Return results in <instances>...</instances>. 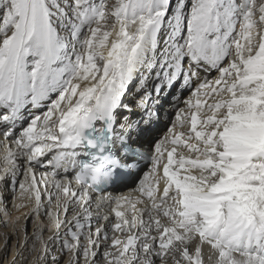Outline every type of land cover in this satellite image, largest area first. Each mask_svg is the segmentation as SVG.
Returning a JSON list of instances; mask_svg holds the SVG:
<instances>
[{
	"label": "snow or ice",
	"instance_id": "obj_1",
	"mask_svg": "<svg viewBox=\"0 0 264 264\" xmlns=\"http://www.w3.org/2000/svg\"><path fill=\"white\" fill-rule=\"evenodd\" d=\"M0 152L66 264H264V0H0Z\"/></svg>",
	"mask_w": 264,
	"mask_h": 264
},
{
	"label": "bare ground",
	"instance_id": "obj_2",
	"mask_svg": "<svg viewBox=\"0 0 264 264\" xmlns=\"http://www.w3.org/2000/svg\"><path fill=\"white\" fill-rule=\"evenodd\" d=\"M148 87L151 88V84H149ZM185 93H187V92L183 88H179V92L173 94L174 95L173 96V100H171L170 96H168V98L166 97V99H164L163 97L160 99L159 104L162 105V107L159 109L160 112H161V125H160L161 126V135L165 134V130H163L162 128L165 125L171 124L170 121L173 120V118H171V116H168L169 112L172 110V113L174 112L173 115H176L177 111L180 108L184 107V104L181 101L187 98L188 94L184 97ZM173 104L175 106H178V108L177 109H172V105ZM137 110H139V109H137ZM169 127H171V125ZM2 154L3 153L0 152V156H2ZM0 166H2V165H0ZM51 171H52L51 168H40V167H38L37 174L39 175L40 172H51ZM57 171H58V175L56 177L57 179H60V178H62L64 176H68V178H71L70 174L72 173V171L69 168H68V172L67 173H65L63 171V169H59ZM49 179H51V177H49ZM131 192H132V187L129 186V187H125V188H120L118 191H114L113 194L114 195H128ZM0 195H2L5 198L4 201L6 202V206H9L8 207V211L10 212V215L12 217L13 215H15L17 213L16 209L13 207V204H18L21 201H19L18 199H16L13 196V193H12L11 189L0 188ZM28 211H29V209H28ZM7 218H9V217L4 216L3 212L0 211V226L5 225V223L7 221ZM19 222L20 221H18V224H19ZM16 224L17 223L11 222L8 225L9 228H10V230H8V232L11 233V230L13 229V225L15 227ZM35 225H36L35 232H34V229H33L32 233L30 235L24 236V233H20V236H21L20 248H17L16 245H15V242H14L10 258L6 260L5 264H46V261L49 260V256H47L44 260H40L39 259V257L42 254L39 255L37 253H34V255L32 256L31 252L35 251L34 246H32V242H33L32 236L38 234V236H40L41 239H46L47 238V240H48V237L50 235H52V233L48 232L47 234H45L44 231H43V225L42 224H38V225L35 224ZM0 230H2V227H0ZM2 231H4V230H2ZM4 233H5L6 237L3 238V240H2V242L0 244V260L2 259L3 255L8 250V245H7L8 242H7V234H6L7 232H4ZM44 243H46V240H44L41 243V246ZM41 246H40V248H41ZM49 249H50V252H52L51 247H49ZM54 252L57 254V250L53 251V253ZM69 255H68V259H69ZM58 258H59V255L56 256V259H58ZM29 260H30V262H29ZM61 261L62 260H59L58 264H60ZM50 264H52V263H50Z\"/></svg>",
	"mask_w": 264,
	"mask_h": 264
},
{
	"label": "rangeland",
	"instance_id": "obj_3",
	"mask_svg": "<svg viewBox=\"0 0 264 264\" xmlns=\"http://www.w3.org/2000/svg\"><path fill=\"white\" fill-rule=\"evenodd\" d=\"M150 89V88H149ZM188 93H185L184 94V97L187 95ZM12 198V197H11ZM3 204L6 205V202L3 201ZM9 206H7L8 208ZM24 212H27L28 209H24L22 210ZM9 212V211H8ZM10 213V212H9ZM8 217V216H6ZM17 217H20V212H17L15 215H13L11 217V221H9V218H7V221L5 223V225L3 226H0L2 227V230H0V244L3 240V238H5V233L4 232H7V245H8V250L7 252L3 255L2 259L0 260V264H5L6 263V260L10 258V255L12 253V249H13V244L15 242V245L17 248H20V242H21V236H20V233H24V236H27V235H30L34 229V232H35V228H36V225L35 224H42L43 225V231L45 234H47L49 231L47 230V225L49 223V219L47 216L41 214V216L39 217V219H36L34 217H31V216H23L19 219V224L16 220ZM41 221H43V223H41ZM13 222V223H17L14 227L13 225V229L11 230V233L8 232V230H10L9 228V224ZM19 233V234H18ZM32 239H33V242H32V246H34L35 248V251L34 252H31L32 256L34 255V253H37L39 255L42 254L41 252V243L46 240V243H48V247H51V250L52 252L49 253V260L46 261V264H50L52 263V256H57L59 255V258L57 259V262H59V260H62L60 264H65L67 259H68V255L66 252L64 251H61V242L59 240H57L55 243H49L47 238L46 239H41L40 236L37 235H33L32 236ZM58 245V246H57ZM57 250V254L53 251ZM30 262V260H29Z\"/></svg>",
	"mask_w": 264,
	"mask_h": 264
}]
</instances>
